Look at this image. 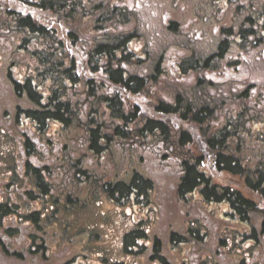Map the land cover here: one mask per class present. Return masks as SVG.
<instances>
[{
  "label": "flooded vegetation",
  "instance_id": "obj_1",
  "mask_svg": "<svg viewBox=\"0 0 264 264\" xmlns=\"http://www.w3.org/2000/svg\"><path fill=\"white\" fill-rule=\"evenodd\" d=\"M0 80L16 101L0 109V264H107L101 249L118 241L124 261L114 264H199L207 238L226 241L211 218L219 203L224 222L245 225L262 248L249 264H264V0H0ZM135 83H149L151 97L121 87ZM61 84L75 102L82 85L118 93L123 116L165 124V142L158 125L142 146L101 120L80 125L88 110L62 125ZM121 164L124 180L111 173ZM230 177L258 202L218 182ZM78 208L105 222L77 227ZM210 251L207 264H217V246Z\"/></svg>",
  "mask_w": 264,
  "mask_h": 264
},
{
  "label": "trees",
  "instance_id": "obj_2",
  "mask_svg": "<svg viewBox=\"0 0 264 264\" xmlns=\"http://www.w3.org/2000/svg\"><path fill=\"white\" fill-rule=\"evenodd\" d=\"M97 9H99L100 11L103 10L102 7H98ZM103 12V11H102ZM31 29L33 30L34 28L31 27ZM93 40L97 41L96 45L98 47H103L105 41H103V37L97 36L96 39L93 38ZM127 40V38H126ZM69 55H66V57L68 58ZM54 56H51L50 54L47 56L46 60H51L53 59ZM148 63V62H147ZM148 71V75H142V78H149V72H150V68H147ZM55 72L54 68L52 67V69L47 70V75L49 76H53V73ZM59 75L60 77H68L71 78L72 75V71L70 69H65L62 68L59 71ZM40 79L44 77L43 74H40ZM134 77V76H133ZM83 88L82 91L78 92L81 96L78 97V101L75 102V90L73 87L71 86H67V85H60V103H59V107L57 109H60L61 114H60V119L62 122V125L65 126H71L73 125V119H79V117H76L74 111L75 110H88L91 114L88 117V114H86V121L87 123L84 124H80L83 126H96L97 125V121L101 120L103 122H101L100 125H109V127L112 129V127L114 129H112L113 133L116 134H120L121 136H124V140L126 142L128 141H132L135 143H140V145H146L148 142V138L154 131V127H156V125H158V127L161 128V138L160 140L164 143L165 142V124L162 122L159 123H155L150 117L145 116V115H141V116H123L122 113H120V111L123 110V103L118 101V93L114 94L112 98L107 99L105 97V95L103 94V87L102 86H94L95 90L93 93L86 91V86L82 85L81 86ZM121 87H123L124 89H126L127 91H130L131 93H135L136 92V96L141 95V97L143 96H149L151 97L152 95V91L150 89V84L149 83H135V85L133 84H125V85H121ZM133 90V91H131ZM143 95V96H142ZM124 103H126L127 106H130V101L127 97H125L124 99ZM141 106L143 110H148L151 109V103L149 101H142L141 102ZM162 109H165L164 107H162ZM107 110H109L111 113L110 114H106ZM134 111H138V108L135 107ZM54 116V115H52ZM106 120H108V123L106 122ZM119 125H125V126H139L140 130L139 131H129V130H125L124 132H121V130H118ZM138 134V140L137 138H135V135ZM141 145V146H142ZM218 152V151H217ZM222 152L224 153V150H222ZM222 158H224V156H222ZM217 200H226L229 202V204L232 207H247L248 209L251 208V205L249 204H245L244 200L240 197H223V196H217ZM248 212V211H246ZM249 213V212H248ZM241 264H244L243 262H241Z\"/></svg>",
  "mask_w": 264,
  "mask_h": 264
},
{
  "label": "rangeland",
  "instance_id": "obj_3",
  "mask_svg": "<svg viewBox=\"0 0 264 264\" xmlns=\"http://www.w3.org/2000/svg\"><path fill=\"white\" fill-rule=\"evenodd\" d=\"M27 73H31L29 70H26V74ZM44 84H49L48 82H44ZM43 89H48V87H44ZM3 96V98H1ZM15 100L13 98H11L10 94L6 92L5 88L2 85V82L0 80V109H8L10 108V106H12V104H15ZM118 154L121 153V151H117ZM142 156L143 157H147L148 159L149 157V153L148 152H142ZM152 165L150 163H148V168L145 166V164L138 166V169L142 170L141 173L145 174V171H149L151 169ZM129 169L128 165L125 164H121L118 167H115L113 170H111V173H115L117 174L118 179L120 180H124L127 174V171ZM147 173V172H146ZM236 178L238 177H233V178H225V179H221L218 180V182L224 186H229L235 190L238 191H242L243 194L252 199L253 204L258 202V198L254 195L251 194L250 192H248L247 189H245L246 184L242 185L241 182H237ZM251 187H254L251 185ZM243 197V195H242ZM244 198V197H243ZM162 201V200H160ZM123 206L125 205V203L122 204ZM157 206H159V203H157ZM126 207L129 208H133V210L136 211L137 214H139L138 212H141V209L146 211L147 213H149L150 211H148L145 208H139L137 206H131L128 205ZM214 208V209H212ZM211 210L213 211V214L211 215V218H217V239H225L226 241L223 242L224 247H222V245H215V243L213 242V240H211L209 242V238L206 239L205 243H202L200 246L201 248L198 249V252L201 253L198 256V259L200 261L199 264H207V262H211V260L209 261L208 258H206L207 255H209L210 248L212 247V250H214V248L217 246V264H238L241 260H243L246 264H249V260L251 257V254H254V258H258V253L262 250V248H260L259 252H257V249L255 246H252L251 244H249L248 239H246V233H247V227L243 224L237 225L234 222H224L226 218H228V216L226 215L227 213V209H228V205L224 204V203H219L217 204V207H212ZM108 210L112 211L113 206H110V208H107ZM115 206H114V210H115ZM113 210V211H114ZM121 211V210H120ZM75 212H77L79 219H78V224L77 227L82 228L85 227L86 225L92 223L94 226H97L98 224L101 223V221L105 222V220H103L102 218L99 217V211L97 214V211L95 209L94 213H93V218L90 219V213L86 210H84L83 208H78ZM143 213V211H142ZM97 214V216H96ZM150 214V213H149ZM107 219L109 221V223H114L116 222V216L114 215V213H109L107 215ZM223 219V220H222ZM175 221L182 225L181 222L179 221V219H175ZM206 229V231L209 229L210 227L209 225H207L206 223H204V225L202 226V230ZM241 229V230H240ZM211 230H213V225L211 224ZM119 232V231H117ZM227 238V239H226ZM218 244V243H217ZM188 247V249H191L192 246H186ZM251 247V248H250ZM210 251V252H209ZM251 251V252H250ZM256 251V253H255ZM122 250H121V246H120V242H114L113 244L109 245L108 242H106L103 245V248L101 249V253L103 255V260L106 261L107 264H114V263H120L122 261H124V257L122 255ZM138 253V252H137ZM142 256H146V254L144 253V251H142L140 253ZM200 256L202 257V259H200ZM133 257V256H131ZM148 257V256H147ZM254 264H257V260L254 259ZM145 264H148V262H145Z\"/></svg>",
  "mask_w": 264,
  "mask_h": 264
}]
</instances>
